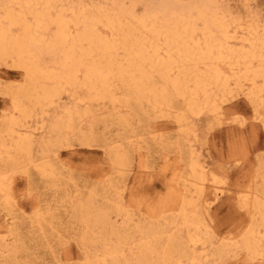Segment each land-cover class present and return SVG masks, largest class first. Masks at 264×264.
<instances>
[{
  "label": "bare ground",
  "instance_id": "bare-ground-1",
  "mask_svg": "<svg viewBox=\"0 0 264 264\" xmlns=\"http://www.w3.org/2000/svg\"><path fill=\"white\" fill-rule=\"evenodd\" d=\"M221 4L0 0V66L20 74L19 81L0 87L6 98L0 110V206L6 216L17 197L13 175L29 177L34 170L57 185L64 177L55 162L57 149L71 145L72 138L87 147L101 140L118 172L130 152L148 151L147 141L126 136L132 124L172 119L180 138L174 145L183 160V169L174 166L168 186L175 200L166 210L172 213L158 215L155 222L135 220L120 200L108 198L107 190L115 186L111 178L104 180L100 196L104 207L95 206V192L78 196L77 203L70 198L69 212L82 227L81 264H225L228 258L264 264V154L235 196L245 215L242 223L218 238L200 213L199 201L218 199L222 181L195 154L190 118L223 121L222 104L244 95L253 125L264 129V21L260 25L246 10L234 16ZM64 93L72 102L47 117ZM94 106L105 112L96 113ZM37 115L40 121L33 119ZM108 119L121 130L114 141L97 132L99 122L105 126ZM245 120L236 124L241 127ZM42 220L35 217L38 225ZM5 226L2 258L15 254L18 236L12 223Z\"/></svg>",
  "mask_w": 264,
  "mask_h": 264
},
{
  "label": "rangeland",
  "instance_id": "rangeland-1",
  "mask_svg": "<svg viewBox=\"0 0 264 264\" xmlns=\"http://www.w3.org/2000/svg\"><path fill=\"white\" fill-rule=\"evenodd\" d=\"M220 4L223 7L228 6V10L234 16H241L246 10L249 16H254V19L256 17L255 20L258 18L260 25L264 21V0H220ZM137 9L141 10V6H137ZM19 80L20 74L17 70L0 66L1 89ZM5 99L0 93V110L6 104ZM71 102L72 100L64 93L61 100L48 108L47 117L55 115L61 107L63 109ZM222 107L223 121L219 122L209 115L190 118L193 127L190 143L194 145L195 154L201 158L198 157L207 171H214L213 173L222 181L220 183L222 192L218 199H210L207 203L199 201V204H202L200 213L218 238L225 236L233 226L245 220V215L236 207L237 197L235 196L242 189V185L248 181V177L258 168L257 158L264 154V129L253 125L250 118L252 107L244 95L225 101ZM93 109L98 114L105 112L98 106H94ZM43 117L46 119V115ZM243 118L246 120L240 127L236 123ZM33 119L40 121V116L37 115ZM105 123L106 125L103 126V122H99L96 127L97 132L107 138V141L116 140L121 133L120 128L110 119ZM85 124L86 122L83 126ZM149 132L151 134H148ZM177 134L178 129L172 119L157 118L148 124L142 123L141 126L135 122L131 125L130 132H126V136H139L138 140L147 141V154L145 149L136 148L130 152L127 165L118 172L112 168L113 165L110 163L106 150L100 146L101 140H98L97 146L87 147L81 146L75 137L72 138L69 147L61 146L57 149L58 158L55 162L58 167H63L64 177L60 179L61 181L58 179L54 187L51 186V181L40 178L34 170L30 171L29 177L16 172L13 175V189L17 197L9 207L13 219L11 216H6V210L0 206V236L7 233L5 225L12 223L14 232L18 235L15 243L13 242L16 251L15 254L3 256V258L0 256V264L3 262L8 264H81L83 255L78 246L77 236L82 227L72 218L69 199L77 203L78 196L80 199L89 192H95V206L104 207L100 196L106 188L104 180L109 178L115 186L107 190L108 198L114 202L120 200L135 220L139 216L155 222L158 215L171 214L172 212L166 210L174 204L175 200L169 194L170 178L174 166L178 163L183 169V162H181L183 160L179 158V152L174 145L180 139ZM65 194L67 198L64 197ZM37 215L43 217L40 225L35 222ZM242 261L243 258L237 262L228 258L225 264H244Z\"/></svg>",
  "mask_w": 264,
  "mask_h": 264
}]
</instances>
